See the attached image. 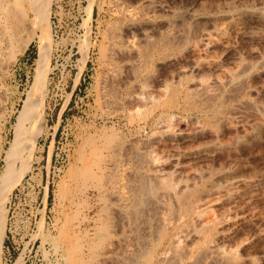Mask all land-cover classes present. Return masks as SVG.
<instances>
[{"label": "rangeland", "instance_id": "rangeland-1", "mask_svg": "<svg viewBox=\"0 0 264 264\" xmlns=\"http://www.w3.org/2000/svg\"><path fill=\"white\" fill-rule=\"evenodd\" d=\"M31 11L0 23V264H264V0Z\"/></svg>", "mask_w": 264, "mask_h": 264}, {"label": "bare ground", "instance_id": "bare-ground-1", "mask_svg": "<svg viewBox=\"0 0 264 264\" xmlns=\"http://www.w3.org/2000/svg\"><path fill=\"white\" fill-rule=\"evenodd\" d=\"M1 1V8H0V23L3 25H8L9 24V22L11 21V20H13L14 18H18V15L20 14V16L21 17H26L27 18V16L32 12L31 11V6H32V4H33V1L34 0H0ZM41 3L43 2V0H39ZM40 4V3H39ZM18 12V13H17ZM29 18V17H28ZM30 19V18H29ZM27 20V19H26ZM29 21V20H28ZM15 22V21H14ZM42 22V21H41ZM6 23H8V24H6ZM19 23V22H18ZM45 23V22H44ZM14 24V23H13ZM12 25V24H11ZM32 25V28L33 29H35V27H37V26H35V27H33V25H35V24H31ZM43 26V25H42ZM9 27V26H8ZM13 27H14V29L17 27H15L14 25H13ZM7 28V27H6ZM25 28V27H24ZM11 29V28H10ZM9 29V30H10ZM18 29V28H17ZM26 29H28V28H26ZM40 29V28H39ZM4 30V29H3ZM2 30V31H3ZM15 31V30H14ZM40 31V30H39ZM30 36H29V40H28V42L30 43V41H32L33 39V31H32V29L30 30ZM44 32V31H43ZM5 33V32H4ZM11 33V32H10ZM35 33H36V31H35ZM39 33V32H38ZM6 34V33H5ZM31 36H32V38H31ZM34 36H36V35H34ZM38 36V35H37ZM40 37V36H39ZM38 37V38H39ZM11 38H13V37H11ZM23 43V42H22ZM116 45V44H115ZM118 48L120 47V46H117ZM14 51H15V49H14ZM143 63V62H142ZM147 63V62H146ZM142 70V69H141ZM175 101V100H174ZM175 107V106H174ZM17 136V135H16ZM143 136V135H142ZM137 149V148H136ZM139 155V154H138ZM140 166V165H139ZM85 173H89V172H85ZM89 175L90 174H88V176L87 177H89ZM86 176V175H85ZM94 178H98V177H94ZM89 179H90V177H89ZM95 180V179H94ZM98 180H99V183H101L100 182V178H98ZM97 180V181H98ZM174 180V179H173ZM153 183V182H152ZM167 183V182H166ZM165 183V184H166ZM97 184V183H96ZM150 184V183H149ZM164 184V185H165ZM147 185V184H146ZM167 185V184H166ZM175 185V184H174ZM163 186V185H162ZM168 186V185H167ZM104 188V187H103ZM157 188V187H156ZM166 188V187H165ZM96 189V188H95ZM98 189V188H97ZM141 189V190H140ZM140 189L138 188V190L141 192V193H144V194H147V195H149V196H151L150 197V199L152 198V197H154L155 198V200L156 199H158V195L156 196V194H157V190H155V188H152L151 186L150 187H140ZM168 189V190H167ZM167 191H170L169 192V194H173V196L174 195H176V196H178V192H177V189L175 188V187H172V185H171V183H169V186L167 187ZM137 190V191H138ZM135 192V191H134ZM139 192V193H140ZM138 193V194H139ZM180 193V192H179ZM137 194V193H136ZM181 194V193H180ZM142 195V194H141ZM146 197V196H145ZM148 198V197H147ZM182 198V197H181ZM118 199V198H117ZM174 199H175V197H174ZM154 200V199H153ZM159 200V199H158ZM173 200V199H172ZM144 200H142V202H143ZM140 201H138V203H139ZM141 203V202H140ZM139 203V204H140ZM144 203V202H143ZM148 204V203H147ZM166 204V203H165ZM194 204V203H193ZM145 205V204H144ZM186 205V204H185ZM139 206V205H138ZM144 207V206H143ZM134 208V207H133ZM179 208V207H178ZM144 209V208H143ZM145 210V209H144ZM107 211V210H106ZM136 211V210H135ZM140 211H141V209H140ZM130 212V211H129ZM132 212H134V211H132ZM144 212V211H143ZM155 212V211H154ZM117 213V212H116ZM128 213V212H127ZM140 213V212H139ZM157 213V212H156ZM110 214V213H109ZM129 214V213H128ZM152 214V213H151ZM150 214V215H151ZM110 215H112V213L110 214ZM136 215H137V213H136ZM145 215V214H144ZM153 215V214H152ZM167 215V214H166ZM124 216V215H123ZM129 216V215H128ZM135 217V216H134ZM143 217V216H142ZM145 217V216H144ZM147 217V216H146ZM139 219V218H138ZM148 219V218H147ZM163 220V219H162ZM147 221V220H146ZM163 221H165V220H163ZM108 224V223H107ZM112 224V223H111ZM143 225V224H142ZM141 225V226H142ZM106 226V225H105ZM113 226V225H112ZM169 227V226H168ZM104 228V227H103ZM112 228V227H111ZM124 228V227H123ZM107 228H105L104 229V231L106 230ZM104 231H103V236H104ZM134 231V230H133ZM162 231V230H161ZM100 232H101V229H100ZM167 233V232H166ZM86 234V233H85ZM102 234V233H101ZM106 234V233H105ZM162 234V233H161ZM99 235V234H98ZM100 237H101V235H99ZM99 236H97V237H99ZM116 236V235H115ZM117 239V238H116ZM164 240V239H163ZM163 240H162V242L160 243H158V244H156V246L154 247V250H149L148 252H145L144 250V248H142L143 250H142V253L140 254V253H138V249H137V247L135 246V247H131V248H129V247H127L126 248V250L124 251V254H122L121 255V258H120V256L118 257L117 255H118V252L115 250V249H113V250H115V264H139V263H141V261L142 262H144V264H153V260H154V258H155V256H156V254L158 253V251H159V248L160 247H162L163 246ZM118 241V240H117ZM95 242V241H94ZM128 242V241H127ZM142 242V241H141ZM89 243V242H88ZM116 243V242H115ZM122 243V242H121ZM146 243V242H145ZM95 244V243H94ZM111 244H112V242L110 241L109 243H108V245L107 246H105L103 249V252H104V254H107V252H108V250H110L111 248ZM117 244H119V243H117ZM126 244V243H125ZM67 245V244H66ZM89 245H90V243H89ZM115 245V244H114ZM127 245V244H126ZM131 245V244H130ZM133 245V244H132ZM137 245V244H136ZM161 245V246H160ZM118 246V245H117ZM122 246V245H121ZM125 246V245H124ZM134 246V245H133ZM68 247H70V245L68 246ZM100 247V246H99ZM112 247H113V245H112ZM115 247V246H114ZM141 247H142V245H141ZM81 248H83V246L81 247ZM110 248V249H109ZM123 248V247H122ZM121 248V249H122ZM138 248H140V246L138 247ZM169 248H171V247H169ZM75 250L76 248H75V245H73V243H72V245H71V248H70V253L69 254H71V251L72 250ZM149 249V248H148ZM152 249V248H151ZM161 249H163V247L161 248ZM168 249V248H167ZM176 249V248H175ZM166 250V249H165ZM170 250H172V248L170 249ZM118 251H119V249H118ZM143 251H144V253H143ZM161 251V250H160ZM78 252V251H77ZM120 252V251H119ZM139 252H141V251H139ZM169 252V251H168ZM162 253V252H161ZM83 254V253H82ZM100 254H102V253H100ZM99 254V255H100ZM163 254H165V253H163ZM77 255V254H76ZM80 255V254H79ZM120 255V254H119ZM158 255V254H157ZM161 255V254H160ZM169 255V254H168ZM167 255V256H168ZM183 255V254H182ZM70 256V255H69ZM104 256V255H103ZM163 256V255H162ZM162 256H160V257H162ZM113 258V257H112ZM168 258V257H167ZM164 256L162 257V259L161 260H159L158 262L159 263H164ZM90 261V260H89ZM108 261V260H107ZM78 262H79V260H78ZM120 262V263H119ZM102 263V262H101ZM106 263V262H105ZM72 264V263H71ZM165 264V263H164Z\"/></svg>", "mask_w": 264, "mask_h": 264}]
</instances>
